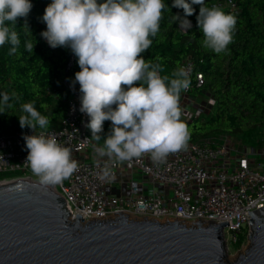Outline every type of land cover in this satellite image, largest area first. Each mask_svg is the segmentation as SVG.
Returning a JSON list of instances; mask_svg holds the SVG:
<instances>
[{"label":"clouds","instance_id":"1","mask_svg":"<svg viewBox=\"0 0 264 264\" xmlns=\"http://www.w3.org/2000/svg\"><path fill=\"white\" fill-rule=\"evenodd\" d=\"M193 5H200L196 19L203 46L226 53L237 18L218 6L207 7L205 0H173L172 7L183 10V17L173 18L185 34L192 26L186 17L194 14ZM32 7L30 0H0V46L9 43L11 53L20 44L17 19L26 18ZM165 9L169 11L164 0H51L44 10L46 30L40 35L50 47L69 48L77 57L80 71L73 86L79 84V111L88 117L91 138L99 142L104 122L111 121L110 133L96 149L100 157L125 162L148 154L153 162L163 163L169 154L188 146L191 133L181 120L180 95L190 87L189 71L178 64L171 77H162L161 66L141 56L153 42L150 37L160 31ZM23 27L31 33L27 22ZM26 46L33 52L35 45ZM0 95L3 113L12 106L11 97ZM20 111V127L33 131L23 137L25 164L41 184L61 183L78 170L72 150L48 134L51 121L34 102L21 104Z\"/></svg>","mask_w":264,"mask_h":264},{"label":"built area","instance_id":"2","mask_svg":"<svg viewBox=\"0 0 264 264\" xmlns=\"http://www.w3.org/2000/svg\"><path fill=\"white\" fill-rule=\"evenodd\" d=\"M212 6L229 9L234 14L240 11L236 0H213L208 7ZM73 59L70 50L66 70ZM180 66L190 76L189 89L180 95V101L190 102L180 104L181 120L191 121L211 110L215 99L209 94L192 96V88H202L205 83L192 57L186 56ZM63 82L68 91L65 111L59 125L47 132L55 135L62 146L69 147L73 159L78 161V170L54 185L71 209L70 218L78 213L83 221L101 220L120 212L130 217L177 220L186 224L227 221L222 229L226 250L229 243L240 241L248 225V211L264 206V134L260 146L230 139L188 142L185 150L169 154L163 163L153 162L148 154L116 162L100 157L96 149L103 145L86 132L88 117L79 111V84ZM32 134L28 127L11 134L0 133L3 181L33 178L30 167L25 164L28 151L23 139ZM105 170L108 175H104ZM115 182L116 190L121 183L125 184V191L109 192L107 186Z\"/></svg>","mask_w":264,"mask_h":264},{"label":"trees","instance_id":"3","mask_svg":"<svg viewBox=\"0 0 264 264\" xmlns=\"http://www.w3.org/2000/svg\"><path fill=\"white\" fill-rule=\"evenodd\" d=\"M213 0H205L208 7ZM240 11L233 41L226 53L216 54L203 46V33L197 26L200 5H193L195 12L186 17L191 28L180 30L173 15L184 16L183 10L172 7L173 0H164L167 9L162 14L160 31L150 37L152 44L141 56L152 64L161 66L160 75L171 77L177 65L186 57L195 60L196 69L202 72L205 83L202 88L191 90L192 94L203 92L215 99L212 109L191 121H183L191 133L188 142H203L219 134L239 137L250 145L260 146L264 134V0H236ZM33 7L29 15L18 18L17 31L20 44L15 53L11 45L0 46V94L7 93L11 107L0 113V133L11 134L19 129L20 106L34 102L35 108L51 121L48 129L56 128L66 107L68 91L64 80L74 82L80 71L77 57L71 67L65 66L70 50L66 47L52 48L40 35L46 30L42 21L45 8L51 0H30ZM99 2V0H98ZM27 22V27H23ZM7 23V22H6ZM34 46L27 50V43ZM201 60V61H199ZM14 94V95H13ZM2 99V95H0ZM46 105V107H42ZM115 107V106H113ZM40 130V129H37ZM111 131V121H105L101 140ZM91 136V131L86 127ZM262 137V139H261ZM212 142V141H208ZM5 175L0 174V178ZM240 241L236 244L238 246Z\"/></svg>","mask_w":264,"mask_h":264},{"label":"water","instance_id":"4","mask_svg":"<svg viewBox=\"0 0 264 264\" xmlns=\"http://www.w3.org/2000/svg\"><path fill=\"white\" fill-rule=\"evenodd\" d=\"M54 185L0 183V264H264V206L248 211L249 246L226 260L227 221L186 224L132 218H70Z\"/></svg>","mask_w":264,"mask_h":264},{"label":"rangeland","instance_id":"5","mask_svg":"<svg viewBox=\"0 0 264 264\" xmlns=\"http://www.w3.org/2000/svg\"><path fill=\"white\" fill-rule=\"evenodd\" d=\"M197 94V93H196ZM196 94H192L193 95H196ZM198 94H200V97L203 96H207L206 93H203V92H199ZM210 110L207 109V113L209 112ZM207 113H204V115H206ZM226 139H230L234 142H241L243 144H248L250 145L249 141L246 140V139H243V138H239V137H233V136H228L226 134H219L217 136H214L212 138H208L206 141H212V142H222ZM262 139V137H261ZM33 176V178H30V179H34V180H38L39 181V178L36 176V175H31ZM3 179L0 178V182H2ZM132 218H136V219H140L139 217H136V216H132ZM250 231V227L249 225H247L246 227V230H245V234L243 237H241V242L238 246H236V244H233V243H229V248L226 250V260L232 262L234 260H236L238 258V254H243V252L245 251V249H247V247L249 246V240L247 238L248 236V233Z\"/></svg>","mask_w":264,"mask_h":264},{"label":"crops","instance_id":"6","mask_svg":"<svg viewBox=\"0 0 264 264\" xmlns=\"http://www.w3.org/2000/svg\"><path fill=\"white\" fill-rule=\"evenodd\" d=\"M180 104H184V105H189L190 104V102L188 101V100H185V101H183V100H181L180 101ZM117 182H115V183H113L112 185H108L107 186V190L109 191V192H112V193H115V192H124L125 191V189H126V186H125V184L123 185V184H121V183H119L120 184V187L116 190V188H117ZM122 185V186H121Z\"/></svg>","mask_w":264,"mask_h":264},{"label":"bare ground","instance_id":"7","mask_svg":"<svg viewBox=\"0 0 264 264\" xmlns=\"http://www.w3.org/2000/svg\"><path fill=\"white\" fill-rule=\"evenodd\" d=\"M27 180H30V181H38V180H34V179H30V178H26ZM1 183V182H0Z\"/></svg>","mask_w":264,"mask_h":264}]
</instances>
